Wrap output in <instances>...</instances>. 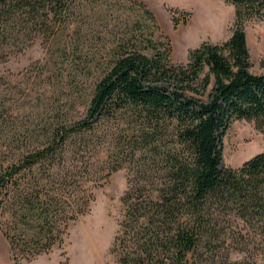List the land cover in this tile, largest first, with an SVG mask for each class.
<instances>
[{"label": "trees", "instance_id": "obj_1", "mask_svg": "<svg viewBox=\"0 0 264 264\" xmlns=\"http://www.w3.org/2000/svg\"><path fill=\"white\" fill-rule=\"evenodd\" d=\"M226 1L229 38L201 43L182 64L142 1L0 0V63L35 41L42 49L17 83L0 77L12 96H0V232L13 264L60 246L121 169L116 264H203L201 252L239 225L264 235V137L260 153L221 166L231 123L264 132V76L248 71L243 30L264 19V0ZM57 97L23 121L24 104ZM78 99L82 117L69 115Z\"/></svg>", "mask_w": 264, "mask_h": 264}, {"label": "rangeland", "instance_id": "obj_2", "mask_svg": "<svg viewBox=\"0 0 264 264\" xmlns=\"http://www.w3.org/2000/svg\"><path fill=\"white\" fill-rule=\"evenodd\" d=\"M139 1L152 12L160 33L168 39L172 63L183 64L189 50L201 43L220 45L231 34L234 9L226 0ZM243 30L249 58L248 71L253 75L264 76V19L247 21ZM88 46L86 53L95 57V50L100 48L98 39ZM41 57L42 49L38 41H35L26 50L0 63V77L9 73L12 75L8 77L9 80L17 83L15 74ZM1 95L4 96L6 104L11 102V95L4 92ZM56 100L58 97L49 102L41 99L36 101L38 111L28 110V105L24 104L19 110L23 121L32 115L39 119L44 111L49 113L47 110L60 106L61 102ZM70 106L69 115L83 116L84 106L80 99ZM263 137L264 132L258 130L253 122L231 123L222 137L221 166L237 168L260 153ZM125 178L126 171L118 170L110 175L101 188L93 192L94 201L88 212L68 225L60 246L30 260L16 256V264H116V258L109 249L121 218L120 198L125 190ZM218 245L214 247L213 253L201 252L203 264H264V235L253 233L240 225L223 238V244ZM0 264H13L8 244L1 232Z\"/></svg>", "mask_w": 264, "mask_h": 264}]
</instances>
